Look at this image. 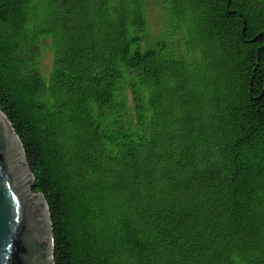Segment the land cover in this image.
Returning <instances> with one entry per match:
<instances>
[{
    "label": "trees",
    "instance_id": "1",
    "mask_svg": "<svg viewBox=\"0 0 264 264\" xmlns=\"http://www.w3.org/2000/svg\"><path fill=\"white\" fill-rule=\"evenodd\" d=\"M0 111L53 264H264V0H0Z\"/></svg>",
    "mask_w": 264,
    "mask_h": 264
},
{
    "label": "water",
    "instance_id": "2",
    "mask_svg": "<svg viewBox=\"0 0 264 264\" xmlns=\"http://www.w3.org/2000/svg\"><path fill=\"white\" fill-rule=\"evenodd\" d=\"M0 111V264H53L47 206Z\"/></svg>",
    "mask_w": 264,
    "mask_h": 264
},
{
    "label": "rangeland",
    "instance_id": "3",
    "mask_svg": "<svg viewBox=\"0 0 264 264\" xmlns=\"http://www.w3.org/2000/svg\"><path fill=\"white\" fill-rule=\"evenodd\" d=\"M148 23L151 31L158 34L161 31V19L156 7L152 4L148 8ZM52 67V53L50 49L44 48L42 53V70L45 75H48ZM30 195H36L30 189Z\"/></svg>",
    "mask_w": 264,
    "mask_h": 264
},
{
    "label": "bare ground",
    "instance_id": "4",
    "mask_svg": "<svg viewBox=\"0 0 264 264\" xmlns=\"http://www.w3.org/2000/svg\"><path fill=\"white\" fill-rule=\"evenodd\" d=\"M33 196H36V195H33Z\"/></svg>",
    "mask_w": 264,
    "mask_h": 264
}]
</instances>
